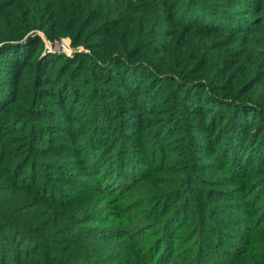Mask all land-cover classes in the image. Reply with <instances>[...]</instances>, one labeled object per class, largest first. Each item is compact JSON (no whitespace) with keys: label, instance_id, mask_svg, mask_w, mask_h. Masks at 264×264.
Wrapping results in <instances>:
<instances>
[{"label":"trees","instance_id":"1","mask_svg":"<svg viewBox=\"0 0 264 264\" xmlns=\"http://www.w3.org/2000/svg\"><path fill=\"white\" fill-rule=\"evenodd\" d=\"M238 1L259 14L263 11L264 0ZM182 2L0 0V264H25L27 258L32 263L33 256L39 264H95L88 257L70 261L66 249H56L91 236L105 244L126 243L117 251V260L123 264H264V250L251 248L250 238L241 235L256 230L251 198L264 196L263 179L245 177L254 165L259 167L252 169L251 175L255 170L264 173V127L258 131L262 135L254 131V138L247 131L249 114H254L251 119L260 115L263 122L264 75L252 62L240 67L242 52L225 50L213 55L212 41L196 57L185 58L165 48L156 59L146 54L138 62L128 56H138L142 47L150 48L154 39L145 40L146 31L140 34L139 28L116 42L120 21L126 11L130 14L138 5L148 7L147 11L162 10L158 15L166 12L170 22L172 18L187 30L237 35L250 29V22L226 14L211 0H186L179 10ZM61 39L95 53H50L45 40L53 43ZM69 66L73 69L60 79ZM52 67L57 68L54 75ZM28 75L30 85H20ZM87 86V99L97 108L72 127L66 115L67 102L72 103L77 92ZM99 99L108 103L100 107ZM159 104L167 107L157 109ZM154 113L165 116L156 121L144 117ZM83 128L88 132L78 135L77 141L76 133ZM179 129L190 137L187 143L182 139L174 142L180 149L176 157H185L189 146V170L161 165L173 151L168 147L175 146L172 138ZM144 130V136L154 135L155 141H145L134 153L126 142ZM57 133L61 134L59 140L54 137ZM74 133V140L63 137ZM193 133L197 135L192 137ZM10 134L16 136L6 139ZM42 140L52 147L41 145ZM9 141L18 144L20 157L12 175L7 174L11 164L5 153ZM196 149L217 159L203 163L197 159ZM82 152L76 163L70 161ZM35 165L40 168L35 170ZM10 169L13 171V166ZM43 169L63 174L64 180L57 182L66 187L48 185ZM208 173L211 179L206 177ZM28 179L32 183H25ZM44 188L55 191V198L45 195ZM242 190L246 196L240 194ZM90 192H100L97 204ZM209 194L229 202L245 196L247 203L243 211H229L225 201L209 203ZM62 197L68 198V203ZM129 198L133 199L131 206L124 205ZM77 200L76 205L84 202L86 206L80 217L77 207L69 205ZM100 206V215H96L92 210ZM224 209L231 217L225 216ZM104 211L108 217L103 220ZM218 216L228 224L229 232L211 222ZM188 227L191 239L190 234L181 233ZM141 239V245L137 244ZM6 240L16 242L17 251ZM189 240L192 243L180 258V248ZM3 244L10 252L2 249ZM208 251L211 255H206Z\"/></svg>","mask_w":264,"mask_h":264},{"label":"rangeland","instance_id":"2","mask_svg":"<svg viewBox=\"0 0 264 264\" xmlns=\"http://www.w3.org/2000/svg\"><path fill=\"white\" fill-rule=\"evenodd\" d=\"M185 1L186 0H183L179 10H181L184 7ZM128 3H130V2H128ZM171 3L172 2H169V4H171ZM211 3H213L217 8L221 9L223 12H225L226 14H228L230 16H232V15L237 16L238 18H241L243 20H246L247 22H250V25H251L249 27L250 29L247 31V33L242 32V33L237 34V35H231L229 32H226V33L217 32V33L212 34L211 32H207V31L202 30L200 28H193L192 30H187V29H184L183 27H180V26H177L176 24H174L175 21H173L172 18H171V22H170L169 21L170 16L166 12L163 15H158L159 12H161L162 10L150 9L147 11L148 7L143 6V5H138L136 8H134V10L130 14H128V11H126L125 15L123 16V19L120 21L121 25L115 32V34L117 35L116 42H121L124 39V37H126L127 35H132V33L139 28H140V34L143 33L144 31H146L147 37L145 40L154 39L150 48H149V46L142 47V48H140L141 52H140V54H138V56H136L133 53H131L130 56H128V58H132V61L138 62L141 60V57H143V55H146V54H150L153 58L156 59V54H161V52L165 48H168L170 51H174L178 54L182 53L185 58L196 57L202 51V49L212 41L213 42V49H212L213 55L217 56L225 50L229 51V52H231V51L235 52V54L242 52L244 54H243V57L240 58V60H239L240 64L242 65V66L240 65V67H248L249 63L252 62V64H253L252 67H254L256 70H258L261 75H264V8H263V11L259 14L255 11H252L251 9H248L246 6L241 5V1L239 2L238 0H211ZM169 9H171V8H169ZM157 18H158V20H156ZM186 19L189 20V16ZM152 21H154V24H151ZM155 23H156V25H155ZM172 26H174L175 28L172 29ZM240 26L244 27V24L241 23ZM253 27H255V28L253 29ZM209 30H212V29H209ZM229 39H230V41H229ZM49 44H55V46L52 47V46H49ZM61 44H66L64 46L65 50L63 49ZM45 46L50 53H61V54H64L66 56H71L73 53H75V54L76 53H78V54L82 53L80 55H93L95 53L94 52L95 50L85 49V48H83V46H78V47L74 48L71 46V42L69 40H66V39H61L60 41H55L53 43L47 42L45 40ZM151 50H154V52L151 53ZM116 54L117 53L115 52V54H113V55H116ZM57 55H59V54H57ZM58 63H60V60L58 61ZM71 69H73V66L67 67V69L61 74V75H63V74L64 75L60 79H63L64 77H66ZM53 70H54L53 71V75H54L57 72V68L54 67ZM29 77H30L29 75L25 76V78H23V80H21L20 85H25V86L30 85L31 80L29 79ZM54 77L55 76L52 77V80H54ZM50 79H51V77H50ZM52 80H50V81L52 82ZM109 85L112 88L117 90V88L115 87L114 84H109ZM88 92H90L89 87L88 86L83 87L79 92H77L75 100L72 103H70V101L67 102V104L68 103L69 104L67 105V108H66L67 109L66 115L69 118V121H70L69 123H70V125H72V127L75 126V124H73V123H77L81 118L83 119L84 117H87L89 115L90 111L97 108V107H95V105L92 103L91 100L87 99V96H88L87 93ZM245 99L250 101V102H255V100L251 99L249 96H246ZM107 103H108L107 101L100 100L99 106L103 107V104H107ZM54 105L55 104H52V107ZM165 107H167V106H165L163 104H159L157 109L161 110ZM261 112L264 114L263 111H261ZM250 115H254V114H249V118L247 120V127H248L247 131H248V133L251 132L250 135L252 136V134H253V138H254V135L258 134V131L262 130V127H264V118H263V122H262L260 115H259V118L255 116L253 119L250 118ZM164 116H165L164 113H162V114L154 113L153 115H147L144 117H147V118L149 117L148 119L153 121L156 118H160V117H164ZM72 121H74V122H72ZM156 123L157 122L153 123V125H155ZM66 125H69V124H66ZM70 125H69V128H71ZM139 128H137V131L141 130ZM22 129L23 128L21 126V130ZM151 129H152V127H149L148 130H151ZM74 130L75 129H73V131ZM252 130H253V132H252ZM146 131L147 130L141 131L140 132L141 135L139 134V132H138V134H134V137L132 139H130V138L128 139L129 143L126 142L127 145L130 147V149L134 151V153H137L136 149L138 147L143 146L146 142L155 141L154 135H152L150 138H146L144 136ZM254 131H255V134H254ZM25 132H27V131H25ZM86 132H88V129L83 128L80 133H76L77 141L79 139L78 135H80V137H82V136H84L83 134ZM48 133H50V132H48ZM260 133L262 135V131ZM260 133L258 135H260ZM0 135L2 136V134H0ZM55 135L56 136H54V137L57 140H59L60 137L57 135H61V134L57 133ZM76 135H75V133L72 134V136L70 134H64L63 137H64V139H71V140L73 139L74 140V138H76ZM142 135L144 136V138ZM195 135H197V133H193L192 137H195ZM12 136H16V134H10L9 136H5V137H6V139H9ZM189 137L190 136H188V134L186 132H184V130H182V129L177 130V134L174 135L172 138V139H174L172 143L175 146L168 147L169 150L173 149V151L171 152V154L168 155V157L165 160L164 159L162 160L163 162L161 165L163 167L166 165L169 167H175L174 169H180V170H183V167H184L185 170H189L190 165L187 166V164H189V163L187 162L186 159L188 157V150H191L190 147L188 146V148H187V146H186L187 154L185 157H181V156L176 157V153H178L180 151V149H179L178 143H174L175 141H177L179 139H182L185 143H187V141L189 140ZM205 137L210 139V136L208 134H205ZM248 140H250V137ZM172 143H170V145ZM155 144L158 145L157 143H155ZM17 145L18 144H16L15 142L9 141L7 143V146L5 147V153L9 156L8 163L11 164L10 165L11 168L13 166V171H12V169H10V167H9V169H7L8 175L11 173H14V171H16L19 167V165L17 163V159L20 157L18 156L19 152L16 149ZM41 145L48 147L50 144H48L44 140H42ZM80 146L83 147L84 142H83V144L81 143ZM209 146H212V145H209ZM49 147H52V145H50ZM73 147H75V146H73ZM66 149H69V147H66ZM83 155H84V153L82 152V153L78 154V156H75L74 158H70V161L73 163H76L77 159L81 158ZM196 156H197V159L201 158L203 163L208 162L209 164L212 161H214L215 159H217L216 156H210L209 154H206L205 151H203L201 149H196ZM157 163H158V160L156 161L155 164H153V166L157 165ZM5 164H6V161H4L2 165H5ZM253 167H255V168H252V169H256L259 166L254 165ZM34 168H35V170H38L40 168V165H35ZM67 168L72 169L73 165L67 164ZM28 169H29L28 167L25 168L24 171L19 175V177H22ZM191 169H192V167H191ZM247 169H249V168L244 167V170H247ZM252 169H249L247 171V174L245 177L246 178H252L253 177L252 179H254V177H255L257 179V181L261 178V179H263V184H264V173L259 174L258 170L257 171L255 170V172L253 173L254 175H251ZM262 169H263V167H262ZM42 173L45 175V178H46L45 182H47L48 185H49V183H53L54 185H57L59 187V189H63V187H66L64 182H62L61 184L59 182H57V181H60V179L64 180L63 174L62 175L54 174L50 170H47V169H43ZM167 173L172 175V173L170 171ZM205 175L208 179H211V174L208 173ZM53 177H57L55 179L56 181L55 180L51 181V179H53ZM28 180L29 181L26 180L25 183L30 182V179H28ZM40 180H41V174L38 173V175L36 177V181L39 183ZM30 183H32V182H30ZM39 185L40 184H37V186H39ZM99 186H100V183H99ZM43 187H44V184H43ZM262 187L264 188V186H262ZM209 188H211V186H209ZM240 188H243V187H240ZM240 188H238V189H240ZM263 188H261V189H263ZM259 190H260V188H259ZM23 191L28 192L27 190H23ZM43 192L45 195L50 196L52 199L55 198V195H54L55 191H53L52 189L46 190V188H44ZM7 193H10V191H7ZM90 193L91 194H89V195H91L93 203L97 204L99 202L98 201L99 197H101L100 192H90ZM244 193L245 192H243V190L240 192V194H244ZM86 195H88V194H85V196ZM244 195L246 196V194H244ZM245 196L242 200L240 198L238 201L236 200L234 202H229L228 199L222 198V196L216 197V196H213L212 194H209V196L207 197V201H209V203H212V204H219V203H223V201H225L224 202L225 206L227 205L226 207H228L229 211L235 210V211L239 212V211H241V210L243 211L245 209L244 205L247 203V199L245 198ZM257 196H259V194H257ZM82 197H84V196H82ZM62 199L64 202L68 203V198L62 197ZM251 200H253L252 206L254 205L252 207V210H253L252 216L254 217V220H255L256 230L254 232H252V234H250V233L247 234V232L243 231V232H241V235H242V237H244V236L247 237V239H248V237L250 238L251 241H249L250 242L249 246H251V248H254L256 250L261 251V250H264V196H262L258 200L255 197L251 198ZM132 201H133V199H130V198L126 199V201H124V203H125L124 205H130L131 206ZM77 202H78V200L76 202L72 201L69 205H70V207L72 206L74 209L77 207V210L75 212L79 213V214L81 213L79 215V217H80L83 214L86 206H84L85 205L84 202H80L78 205H76ZM101 208H103V206L97 207V208L93 209L92 211L96 212V215H100L99 209H101ZM109 209L110 208H108V211H109ZM254 209H255V211H254ZM123 211H126V210H123ZM223 212L225 213V209L223 210ZM135 213H138V212H135ZM140 213L141 212H139L137 215H140ZM243 213H245V212H243ZM106 215H107V213H106V211H104V213L101 216V219H103V220L106 219V217H108V215L107 216ZM230 215L231 214H226L225 216L231 217ZM237 220H240V219H237ZM211 222H213L215 225H218V228L221 231L224 228L227 230V232H229L228 224L223 222L219 218V216L217 217V219H213ZM97 224L102 225V226L106 225V224H101V222H99ZM87 225H89V224H87ZM156 233L157 232H155V234ZM181 233H184L186 235V234H190L192 232H191L190 227H188V228H184L181 231ZM155 234L151 235L152 238L155 237ZM3 235H4V237H6L4 233H3ZM157 235L159 236V232L157 233ZM188 237L191 239L192 235L188 236ZM185 239H186V237H185ZM142 240L143 239H141L139 243L138 242H136V243L141 245ZM125 241L127 242V240H125ZM137 241H139V239ZM208 241L206 243H208ZM7 242L9 245H11L12 249L17 251L16 242L15 243H13L11 241H7ZM191 243H192V241L189 240L186 245H184L182 248H180L181 252H182L179 254L180 258L182 255H184L183 249L186 247H189ZM178 244H180V241H178V239H177V245ZM125 245H126V243H124L123 245L120 246L116 242L115 243L108 242V244H105L104 242L97 241L95 237L91 236L89 238L81 239V240H78V241L71 243V244L61 245L59 247H56V249H57V251H60V252L64 249H66V254L71 256L70 259L67 257L70 261L71 260H78L79 257H88V258H91L92 262H94L95 264H123V262L121 260L120 261L117 260V258H118L117 251L119 249H121L122 247H124ZM204 245H205V242H204ZM204 245H203V248L205 249ZM50 247H52V246H50ZM8 248L9 247H7L6 244H3V247H2L3 250L9 251ZM54 248H55V246H54ZM207 249L208 248L206 247V250ZM206 255H211V253L208 251V252H206ZM176 258H178V256ZM27 259L26 260L24 259V261H23L25 264H39V259L36 256H33L30 258V259H32V263H29Z\"/></svg>","mask_w":264,"mask_h":264},{"label":"built area","instance_id":"3","mask_svg":"<svg viewBox=\"0 0 264 264\" xmlns=\"http://www.w3.org/2000/svg\"><path fill=\"white\" fill-rule=\"evenodd\" d=\"M65 45H66V44H61V46L63 47L64 50H65V48H64ZM49 46H51V45H49Z\"/></svg>","mask_w":264,"mask_h":264},{"label":"water","instance_id":"4","mask_svg":"<svg viewBox=\"0 0 264 264\" xmlns=\"http://www.w3.org/2000/svg\"><path fill=\"white\" fill-rule=\"evenodd\" d=\"M49 45H51L52 47H54V46H55V44H49Z\"/></svg>","mask_w":264,"mask_h":264}]
</instances>
